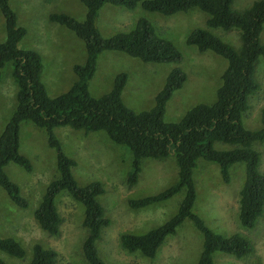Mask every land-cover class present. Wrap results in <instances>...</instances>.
Instances as JSON below:
<instances>
[{
    "label": "trees",
    "instance_id": "trees-1",
    "mask_svg": "<svg viewBox=\"0 0 264 264\" xmlns=\"http://www.w3.org/2000/svg\"><path fill=\"white\" fill-rule=\"evenodd\" d=\"M86 8L83 21L65 14H51L49 21L73 32L83 41L86 50L84 64L75 65L76 81L68 91L50 97L41 82L42 62L38 53L18 47L26 32L18 26L16 14L9 6L10 0H0V14L5 22V40L0 43V71L8 62L12 64V77L17 84L16 104L0 136V187L19 208L28 207L18 185L5 173V167L14 163L26 172L33 167L19 152V131L23 122H30L47 135L48 145L56 152L57 177L51 181L34 212V219L43 232L56 237L62 219L57 211L56 199L66 193L83 206V227L87 236L82 244V254L87 264H105L97 250L102 230L110 225L98 197L104 193L100 182L79 186L72 174L76 162L66 156L54 129L69 127L75 131H103L114 144L126 147L131 155V169L127 186H134L141 173L143 159H174L177 181L165 190L142 198L129 199L132 210L143 209L170 200L183 192L176 214L162 225L141 235H120L121 248L128 253H140L155 258L167 237L189 220L203 238L196 264H214V253H223L242 259L254 252V245L241 236L229 237L213 232L203 219L193 212L196 189L193 175L199 161L216 164L222 180H230V168L245 164V179L239 191L238 221L243 228L253 229L264 217V173L260 171L261 153L255 148L264 144V106L260 111V127L249 130L243 117L250 109V97L260 90L255 76L259 57L264 58L261 35L264 30V0L254 1L248 8L235 11V0H79ZM129 10L138 5L144 11L171 16L198 9L207 15L206 29L192 31L186 43L199 52L211 51L227 63L221 84L212 104H199L191 108L177 123L163 120L165 105L173 93L180 89L186 77L178 68L167 76L162 90L155 97L149 111L135 113L125 107L121 94L127 75L120 73L113 80L112 89L99 98L92 97L88 82L93 77L97 59L105 51L123 53L143 63H179L182 59L177 48L160 38L154 27L139 19L130 32L103 38L95 23L100 9L106 5ZM238 30L240 46L235 48L210 32ZM218 145L227 148H218ZM0 252L22 259L25 250L14 238L0 237ZM0 264H7L0 259ZM28 264H61L58 253L40 243L32 246V259Z\"/></svg>",
    "mask_w": 264,
    "mask_h": 264
},
{
    "label": "rangeland",
    "instance_id": "rangeland-1",
    "mask_svg": "<svg viewBox=\"0 0 264 264\" xmlns=\"http://www.w3.org/2000/svg\"><path fill=\"white\" fill-rule=\"evenodd\" d=\"M256 0H235L232 8L241 11ZM10 8L16 14L18 26L26 34L19 42L21 50L39 54L42 62L41 82L50 97L65 93L76 81L75 65L84 64L86 50L82 40L65 27L51 23V14L65 13L77 21H83L86 8L79 0H10ZM139 19H145L156 34L170 41L179 51V63H143L123 53L105 51L97 59L96 71L88 82L92 97L99 98L113 87L116 75L124 73L127 82L121 94L125 107L135 113L149 111L156 95L162 90L169 73L178 68L186 80L165 105L163 120L177 123L196 105L212 104L221 84L226 61L211 51L199 52L186 43L188 35L196 29H206L207 15L198 9L186 13L163 16L144 11L140 5L129 10L109 4L104 5L96 20V27L103 38L133 30ZM210 32L235 48L240 46L238 30ZM5 40V22L0 14V43ZM264 44V30L261 35ZM256 79L260 90L250 97V109L243 117V125L249 130L260 127V111L264 106V58L259 57ZM17 84L12 77V64L6 63L0 71V136L9 121L16 104ZM63 153L77 164L72 169L79 186L100 182L104 193L98 201L105 211L110 225L102 230L97 250L105 264H196L203 238L189 220H185L174 235L167 237L155 258L140 253L124 251L120 235H141L162 225L173 217L183 198V192L170 200L139 210L128 207L129 199L155 195L177 181L174 159H143L138 182L127 186L132 155L124 147L114 144L103 131H75L69 127L54 129ZM218 148H227L218 145ZM255 148L261 153L260 171L264 173V144ZM19 152L33 167L26 172L20 166L9 163L5 173L19 186L21 195L28 201L25 209L16 206L0 187V237L14 238L25 250V256L17 259L0 252V259L7 264H28L32 259V246L40 243L58 253L61 264H87L82 254V244L87 236L83 227V206L66 193L57 196L56 207L62 219L59 235L52 237L43 232L34 219V212L47 185L57 177L56 152L48 145L46 133L30 122H23L19 131ZM196 200L193 212L215 233L229 237L240 234L254 245V252L242 259L223 253H214V264H264V217L253 229L243 228L238 221L239 191L245 179V164L230 168V180L225 183L216 164L199 161L193 175Z\"/></svg>",
    "mask_w": 264,
    "mask_h": 264
}]
</instances>
